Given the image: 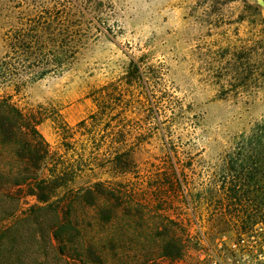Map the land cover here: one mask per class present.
<instances>
[{
	"label": "rangeland",
	"instance_id": "obj_1",
	"mask_svg": "<svg viewBox=\"0 0 264 264\" xmlns=\"http://www.w3.org/2000/svg\"><path fill=\"white\" fill-rule=\"evenodd\" d=\"M34 19L50 24L47 35L74 39L75 54L60 72L9 88L13 101L43 117L37 128L56 157L76 165V187L115 181L148 205L121 208L119 254L105 243L103 264H198L200 249L264 221V160L241 143L264 120V0H0V55L5 36ZM130 58L146 89L125 84ZM108 82L117 84L112 117L134 160L124 175L107 163L113 134L77 127L96 109L91 91ZM241 173L253 178L238 203L228 188ZM158 187L166 199L157 200ZM24 193L0 183L3 224L35 202ZM173 233L176 261L159 253Z\"/></svg>",
	"mask_w": 264,
	"mask_h": 264
},
{
	"label": "trees",
	"instance_id": "obj_2",
	"mask_svg": "<svg viewBox=\"0 0 264 264\" xmlns=\"http://www.w3.org/2000/svg\"><path fill=\"white\" fill-rule=\"evenodd\" d=\"M49 26L47 21L34 19L17 28L5 36L4 53L0 55V183L24 188V195L35 199L10 223L3 224L0 218V264H48L50 261L51 264L71 261L103 264L105 243L111 256L119 254L115 245L121 240L118 226L121 208L129 213L139 210L147 213L148 205L133 203L131 192L115 181L97 180L76 187V165L56 157L37 128L43 117L35 111L23 110L13 101L9 88L17 93L19 84L26 79L58 73L74 57V39L47 35ZM140 65L138 60L130 58L125 67V84L146 89L148 85ZM118 93L115 82L93 89L90 96L96 109L80 120L77 127L89 122L88 125L113 134L107 145L112 150L107 163L116 174L124 175L133 170L134 160L119 137L121 131L112 117ZM250 133L241 143L260 149L264 160V120L255 124ZM250 178L246 173L238 174L228 188L236 202L248 190V182L253 177ZM155 197L166 199L160 187ZM18 206L19 203H14L8 216ZM112 225L113 229L105 235L101 233ZM181 251V239L175 233L166 236L159 249L160 257L171 261H176Z\"/></svg>",
	"mask_w": 264,
	"mask_h": 264
},
{
	"label": "built area",
	"instance_id": "obj_3",
	"mask_svg": "<svg viewBox=\"0 0 264 264\" xmlns=\"http://www.w3.org/2000/svg\"><path fill=\"white\" fill-rule=\"evenodd\" d=\"M198 264H264V221L234 240L200 249Z\"/></svg>",
	"mask_w": 264,
	"mask_h": 264
},
{
	"label": "water",
	"instance_id": "obj_4",
	"mask_svg": "<svg viewBox=\"0 0 264 264\" xmlns=\"http://www.w3.org/2000/svg\"><path fill=\"white\" fill-rule=\"evenodd\" d=\"M257 2L263 4V0H257Z\"/></svg>",
	"mask_w": 264,
	"mask_h": 264
}]
</instances>
